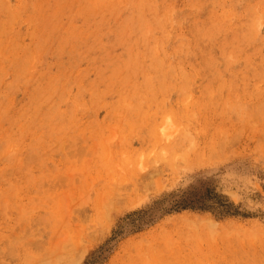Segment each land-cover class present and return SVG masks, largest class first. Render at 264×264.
Instances as JSON below:
<instances>
[{
    "label": "rangeland",
    "instance_id": "1",
    "mask_svg": "<svg viewBox=\"0 0 264 264\" xmlns=\"http://www.w3.org/2000/svg\"><path fill=\"white\" fill-rule=\"evenodd\" d=\"M0 264H264V0H0Z\"/></svg>",
    "mask_w": 264,
    "mask_h": 264
},
{
    "label": "bare ground",
    "instance_id": "2",
    "mask_svg": "<svg viewBox=\"0 0 264 264\" xmlns=\"http://www.w3.org/2000/svg\"><path fill=\"white\" fill-rule=\"evenodd\" d=\"M35 1H36V0H35ZM117 1H118V0H117ZM142 1H143V0H142ZM139 2L141 3V1H139ZM35 3H36V2H35ZM140 3H139V4H140ZM108 4H110V3H108ZM114 4H115V3H114ZM114 4H112V5H114ZM112 5H111V6H112ZM151 7H152V6H151ZM152 9H153V8H152ZM152 9H151V10H152ZM154 9H155V8H154ZM134 10H135V9H134ZM136 11H138V10H136ZM54 13H56V12H54ZM131 13H132V11H131ZM134 14H135V13H134ZM165 16H166V15H165ZM148 19H149V18H148ZM150 42H151V41H150ZM154 43H155V42H154ZM145 44H146V43H145ZM148 44H149V43H148ZM148 44H147V45H148ZM152 47H153V45H152ZM152 47L149 46V49H151ZM156 47H157V44H156ZM175 48H176V47H175ZM144 49H145V48H144ZM152 50H153V49H152ZM152 50H150V51L152 52ZM155 50L157 51L158 49L154 48L153 51H155ZM177 50H178V49H177ZM147 51H148V50H147ZM142 52H143V51H142ZM145 53H146V52H145ZM147 53H148V52H147ZM147 53H146V54H147ZM152 53H153V52H152ZM162 53H163V52H162ZM141 54H143V53H141ZM154 54H155V53H154ZM157 54H160V53H158V51H157ZM84 194H85V193H84ZM51 219H52V218H51ZM70 247H71V246H70ZM60 248H61V247H59V249H60ZM57 249H58V248H57ZM66 249H67V248H66ZM69 249H70V248H69ZM51 255H52V254H51ZM53 255H54V254H53ZM66 258H67V256H66ZM56 259H57V258H56ZM58 259H59V258H58ZM48 260H49V258H48ZM48 260H47V261H48ZM53 261H54V260H53ZM49 263H50V262H49Z\"/></svg>",
    "mask_w": 264,
    "mask_h": 264
}]
</instances>
